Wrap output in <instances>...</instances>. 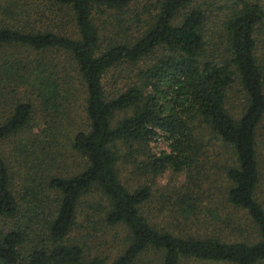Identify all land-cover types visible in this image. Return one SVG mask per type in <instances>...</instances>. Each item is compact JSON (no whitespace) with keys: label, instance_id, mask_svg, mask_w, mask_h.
I'll use <instances>...</instances> for the list:
<instances>
[{"label":"trees","instance_id":"1","mask_svg":"<svg viewBox=\"0 0 264 264\" xmlns=\"http://www.w3.org/2000/svg\"><path fill=\"white\" fill-rule=\"evenodd\" d=\"M109 12L103 45L99 16ZM263 39L261 0H0V264H85L78 235L92 218L125 240L109 263L88 264H264ZM121 65L125 75L136 68L135 80L106 89L103 75ZM234 84L241 99L230 108ZM196 120L230 151L218 191L252 241L190 232L199 195L217 191L192 176L204 158ZM119 145L144 155L145 172L185 173L175 193L183 210L153 214L178 213L180 226L144 214L150 185L119 180Z\"/></svg>","mask_w":264,"mask_h":264},{"label":"rangeland","instance_id":"2","mask_svg":"<svg viewBox=\"0 0 264 264\" xmlns=\"http://www.w3.org/2000/svg\"><path fill=\"white\" fill-rule=\"evenodd\" d=\"M261 3L264 5V0H261ZM115 13L109 12L99 16V21L101 22V38L100 42L104 45L105 40L103 38L110 36L108 35V31L113 27V18ZM120 29L118 32H120ZM263 43L257 42L258 48L257 53L259 57L264 58V39ZM125 65L118 66L114 68V70H108L102 78V83L106 89H110L112 91L119 88L124 83L128 84L129 76L132 80H135L134 72H136V68H132V73L129 75H125L123 72L127 69ZM129 69V68H128ZM122 70V73H121ZM235 87H232L230 92V104L228 107L232 108V104H238V99H241V93L238 90L240 88L234 84ZM81 105H82V94L81 91L77 92V97L75 102L72 105V111H75V115L77 117L78 114L81 115ZM263 133L264 130L260 131ZM194 141L197 142L196 147L199 146V154L200 157H204L201 159L197 165L192 169V176L196 179L201 180L204 185L209 180H214V186H217V191H206V193H201L199 195V201L201 202V213H199L197 222L190 225V232L192 233H203V232H212L217 234L219 237H225L230 240H243L252 241L256 234L250 227V223L244 219L243 215L237 210L233 209L232 206L226 202L224 197V192L218 191L222 189L224 186L223 183H218L217 180L218 175L222 172L223 164L229 163L231 164L230 151L227 147L221 144L220 140L214 139L208 132V130L198 124L196 120L194 123L193 130ZM7 146V145H6ZM150 146L152 151L156 152L163 148L164 144L161 139H156L155 142H151ZM144 155L140 154L137 151H132L127 153V148L125 145H119L117 147V168L119 174V180L127 187V188H135L137 185H140L142 182H146L150 185L152 196L151 199L146 203L147 206L144 207V214L148 211V214H151L152 218L149 217L152 222H159L161 219L159 216L155 217L153 214L155 212V208L158 206L166 207L172 206L176 211H182L184 204L176 199V191L185 181L184 172H173L172 170H167L161 174H152L150 172H145L142 169L138 168L137 163L142 160ZM73 159H69L67 161L70 164L69 168L74 169ZM60 165L58 167H53V170L58 171ZM62 170V167L60 171ZM64 171V168H63ZM144 184V183H143ZM43 192H47L45 189ZM47 203V200L44 199ZM175 205H170L175 202ZM166 207L171 208V207ZM211 210L212 214H214L215 218L205 217L204 214L209 215L208 211ZM150 211V213H149ZM171 214V211H168ZM167 218V217H166ZM165 218V221H166ZM167 219L172 224L176 226H180V223L184 222L181 217H178V213H172ZM97 221V219H96ZM91 224L94 228L88 230V232H84L85 230L81 229L79 233V239L86 243V248L88 251L86 252V263L93 259L94 257H100L107 260L109 263L115 255L118 254L120 248L123 245V241L125 240L123 232H121L117 228H113L105 225L101 221L93 222V218L91 219ZM162 224V223H161ZM32 239L38 240L36 237V232H33ZM208 264V263H204Z\"/></svg>","mask_w":264,"mask_h":264}]
</instances>
